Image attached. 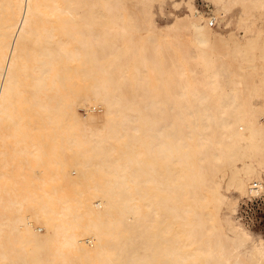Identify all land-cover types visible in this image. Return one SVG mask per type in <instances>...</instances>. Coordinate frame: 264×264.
<instances>
[{
	"label": "bare ground",
	"instance_id": "6f19581e",
	"mask_svg": "<svg viewBox=\"0 0 264 264\" xmlns=\"http://www.w3.org/2000/svg\"><path fill=\"white\" fill-rule=\"evenodd\" d=\"M206 1L0 0V264H264V0Z\"/></svg>",
	"mask_w": 264,
	"mask_h": 264
},
{
	"label": "rangeland",
	"instance_id": "374dc122",
	"mask_svg": "<svg viewBox=\"0 0 264 264\" xmlns=\"http://www.w3.org/2000/svg\"><path fill=\"white\" fill-rule=\"evenodd\" d=\"M193 4L198 8L199 11L206 13L207 17L213 16L214 8L211 3L207 2L206 0H193ZM240 12H241L240 8H236L233 11L232 13L233 23H235L237 21V18L240 17L241 15ZM155 13H156L157 22L160 25H166L175 19V15L187 14L189 13V11L187 5L185 4H183L179 9H176L173 7L171 1H166V3H164V5L162 6V9L160 5H156ZM235 19L236 21H234ZM253 20L255 22L257 29L259 30L263 29V37H264V11H261L260 13H256V15L253 17ZM225 22H226L225 20H221L218 24H216L217 26L215 25L213 27L218 32L222 31V33L225 34L228 33L230 30H233L236 33V35L238 34L237 36L240 39H245L244 30L235 26V24H232L231 26L229 25L230 27H228V25ZM211 23L215 24V22L213 21ZM260 65L261 62L258 60L257 66ZM98 111L95 113L97 114L102 113L100 112L101 111L100 108L98 109ZM80 113L83 117H86V112L84 109H80ZM1 181L3 184L10 185V182L5 179H2ZM236 194H237L236 192H233L234 196H237ZM236 216L237 219L240 220V222L243 225H245V227L251 234H253L255 237H262L264 239V195L258 197L246 196L240 198L239 209ZM42 232H44V230Z\"/></svg>",
	"mask_w": 264,
	"mask_h": 264
},
{
	"label": "built area",
	"instance_id": "2783aa9c",
	"mask_svg": "<svg viewBox=\"0 0 264 264\" xmlns=\"http://www.w3.org/2000/svg\"><path fill=\"white\" fill-rule=\"evenodd\" d=\"M216 25V21H215V24L213 25V23H211V26H215ZM254 189L255 190H258L259 189V185L257 183L254 184ZM259 195H252L251 197H258Z\"/></svg>",
	"mask_w": 264,
	"mask_h": 264
}]
</instances>
